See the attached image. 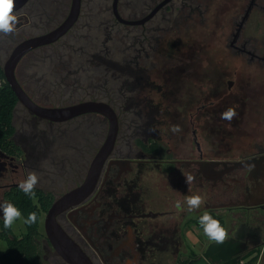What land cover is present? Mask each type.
Wrapping results in <instances>:
<instances>
[{"label":"flooded vegetation","instance_id":"1","mask_svg":"<svg viewBox=\"0 0 264 264\" xmlns=\"http://www.w3.org/2000/svg\"><path fill=\"white\" fill-rule=\"evenodd\" d=\"M258 7L264 10V0L260 4L254 1L250 15ZM17 16L20 22L16 27L29 21L25 15ZM247 20L239 32L241 21L236 24L232 44L225 46V50H228L225 57L232 62L220 69L216 78L213 76L215 93H210L211 81L207 77L202 83L203 94L195 95L193 85L198 81L191 77V71H187V68L192 67L193 50L202 59L207 58L209 54L205 47L190 46L186 49L185 56L189 60L187 68H146L149 55L144 47L135 55H128L124 68L130 71L129 76L138 77L133 80L137 92L129 88V92L136 95L126 96L124 116L128 113L137 116L132 121L138 128L137 151L135 146L130 147L129 152L134 154L124 156L117 153L116 143L96 189L83 202L57 216V222L93 264H264V86L261 88L256 83V89L253 86L249 91L243 88L238 64L239 60L247 57L248 66L257 64L264 70V39L252 46V38L240 41ZM172 50L178 51L179 47L173 46ZM131 65L135 66L132 71L129 70ZM206 74L209 75L208 72ZM182 77H186L185 82L189 86L185 97L181 94ZM85 101L103 100L92 98ZM136 104L139 109H134ZM67 105L72 104L63 106ZM229 107H234L237 112L230 122L221 119V113ZM93 115L106 119L100 114ZM117 116L119 120L118 113ZM30 117L25 120L28 132L19 134L16 131L14 135L15 144L21 153L11 154L0 149V204L11 203L7 195L15 188L20 190L18 184L30 172L47 171L46 174L51 177L38 176L39 183L35 188V192L43 193L45 197L31 196L41 211L38 236L33 241L37 244L38 263L70 264L51 244L46 231V219L54 202L84 180H78L66 190H54L57 177L62 181L74 179H70L74 170L67 167L63 155L61 157L64 160H60L54 148L76 149L74 142L78 133L77 128L55 125L68 124L77 118L52 122L32 113ZM43 121L48 126L40 129L38 123ZM174 125L182 130L173 133L171 129ZM73 135L74 141L71 142ZM44 162L50 163L48 170H44ZM149 171L166 177L175 193L179 190L192 192L196 187L198 194L206 195V211L214 219L223 221L221 225L228 233L226 240L218 244L208 239L200 252L195 250L196 246H191L195 242H186L181 229L190 230V225L203 213L188 219L181 228L177 223L155 221L170 211L148 210L141 181ZM189 175L194 177L191 184L187 182ZM45 204H48L47 210H44ZM20 212L22 218L6 229L3 212L0 211V256L9 251L6 235L16 241L27 238L28 226L23 222V212ZM196 225L201 227L199 221ZM163 253L169 255V260L161 256ZM0 264L3 262L0 261Z\"/></svg>","mask_w":264,"mask_h":264},{"label":"rangeland","instance_id":"2","mask_svg":"<svg viewBox=\"0 0 264 264\" xmlns=\"http://www.w3.org/2000/svg\"><path fill=\"white\" fill-rule=\"evenodd\" d=\"M113 1L83 0L80 18L69 33L57 42L42 46L27 54L19 64L16 75L27 93L40 104L60 107L64 104L79 103L92 98L109 102L120 117L117 153L132 156L134 153H130L129 148L135 146L137 151L135 144L139 138L136 123L132 122L137 116L134 117L133 114L128 113L125 117L124 110L127 105L126 96L136 95L134 92L130 93L129 88L137 92V85L133 84L135 82L133 80L138 76H129L130 71L124 68L125 60L129 58L128 55L133 56L141 50V47H144L146 54L149 55L146 68L152 66H156L159 70L187 68L189 60L185 56L186 49L190 46L203 45L205 49H208L209 55L206 59H202V56L193 50L192 67L187 68V71H191V77L198 81L197 84L193 82L195 95L203 94L202 83H205L203 79L207 77L211 81L210 93H215L213 76L216 78L220 69L226 68L225 66L232 62L225 57L228 55L225 46L232 44L236 24L242 21L250 0H203L202 2L208 7V13H205L206 7L204 6L201 7L203 12L200 9L192 15H186V10L190 6L188 3L192 2L191 0H173L155 17L142 25H126L119 22L113 14ZM196 2L201 4L200 0ZM257 2L260 4L261 0ZM150 3L152 0H120V14L126 19H139L154 8V3ZM70 7L71 0H30L29 5L16 13L20 16L25 15L29 21L16 27L13 34L0 36L2 66L5 65L19 42L29 37L42 35L55 28L67 17ZM248 38H252L251 46L253 43L259 44L264 39V10L261 7L255 8L251 13L241 33L240 41ZM177 41H183L179 50L171 51L172 43L176 44ZM245 58L243 57L238 62L239 76L244 78L240 82L241 86L243 85V88L247 90L252 86L256 89L255 84L259 83L258 85L262 88L264 70L257 64L248 66L249 60ZM134 67L131 65L129 70L132 71ZM207 72L209 75L206 74ZM182 78L181 94L185 97L189 86L185 82L186 77ZM135 102H137L136 99ZM137 106L136 104L134 109ZM30 116L28 109L19 103L14 117V125L19 134L28 132L29 128L25 120L31 119ZM38 126L42 129L48 124L43 121L39 122ZM55 126L77 128L78 132L76 142H74L76 149L54 148L60 160H64L61 157L63 155L67 167L74 170L70 176L71 180L74 177L72 181H62L60 177H57V186L54 185V190L59 192L85 178L92 159L106 139L109 123L103 117L86 114L72 120L71 123H57ZM74 136L71 137V142L74 141ZM43 166L44 170H48L50 163L44 162ZM34 172L39 177L47 175V171ZM166 180V177H160L159 173L152 171L142 177V195L148 203V210L170 211L162 214L155 221L177 223L181 228L188 219H194L198 214L206 211V195H201L204 198V204L199 209L192 212L187 210L185 197L200 195L196 190L198 188L195 187L192 192L179 190L175 193L170 186V181ZM179 182H177L178 186ZM171 183L174 184V182ZM170 200L172 201L168 204ZM177 202H180V208L176 207ZM148 222L151 221L148 220ZM194 223L197 224V222ZM195 224L190 225L188 228L190 230L183 228L181 232H184L186 242L196 243L191 246H196L195 250L200 252L209 238L204 234L203 228ZM156 255L159 256V253ZM161 256L169 260L167 253Z\"/></svg>","mask_w":264,"mask_h":264},{"label":"water","instance_id":"3","mask_svg":"<svg viewBox=\"0 0 264 264\" xmlns=\"http://www.w3.org/2000/svg\"><path fill=\"white\" fill-rule=\"evenodd\" d=\"M30 0H15V13L23 9ZM173 0H161L148 14L136 20L124 18L119 11L120 0L112 4L115 18L126 25H142L151 20L155 15ZM255 0H251L249 7L239 24L238 32L248 19ZM83 0H71V7L67 17L55 28L42 35L33 36L19 42L13 49L8 60L3 66L4 75L19 103L23 104L29 112L43 120L52 122H66L86 114L103 115L109 123L105 141L98 149L88 168L83 182L73 190L61 196L50 208L46 219L48 237L58 254L70 264H93L74 240L68 236L57 222V216L83 202L97 187L105 165L112 155L119 134V120L115 109L104 101H83L67 106H43L37 103L21 86L16 72L21 61L31 51L57 42L74 27L80 18ZM115 162V161H112Z\"/></svg>","mask_w":264,"mask_h":264},{"label":"trees","instance_id":"4","mask_svg":"<svg viewBox=\"0 0 264 264\" xmlns=\"http://www.w3.org/2000/svg\"><path fill=\"white\" fill-rule=\"evenodd\" d=\"M161 0H152L154 3V7ZM192 2L188 3L189 6L186 10V15H192L196 12H199L200 9L203 12L202 8L205 6V13H208V7L201 1V4H198L197 0H191ZM150 3V4H152ZM203 4V5H202ZM29 5V3L27 4ZM202 7V8H201ZM120 11V10H119ZM210 12V11H209ZM176 44L172 43L173 46H180L183 41H177ZM192 45V44H191ZM203 47V45H201ZM189 47V46H188ZM0 149L5 152H9L11 154H16L17 152L21 153V149L15 144L14 135L17 131L14 125V117L15 111L19 104L18 98L14 91L12 90L10 84L7 82L3 66L0 63ZM24 87V86H23ZM140 107L137 106L136 109ZM141 144V143H140ZM35 195L45 197L43 193L35 192ZM7 197L11 200V204H13L16 208H19L25 217H28V214L31 212L37 213V222L32 225H28V235L27 238L23 241H16L11 239L10 237L6 238L9 243V251L2 256H0V261L3 264H39L38 255H37V244H34V238L38 236V221L41 215L40 209L33 203L32 197L30 195H26L24 192L18 189H13L9 192ZM46 199V198H45ZM48 204L44 205V210H47ZM199 219L194 220V222H198ZM221 224H223L222 220H219ZM5 232V230H3ZM3 235V236H5ZM33 243V244H32ZM32 244V246H31ZM248 264H254V262H250Z\"/></svg>","mask_w":264,"mask_h":264},{"label":"clouds","instance_id":"5","mask_svg":"<svg viewBox=\"0 0 264 264\" xmlns=\"http://www.w3.org/2000/svg\"><path fill=\"white\" fill-rule=\"evenodd\" d=\"M19 18L15 14V0H0V36H8L16 31V26L19 24ZM237 115L234 107H229L221 113V119L231 121ZM182 129L178 125H174L171 129L173 133H179ZM194 177L189 175L187 182L191 183ZM39 183V177L35 172H30L27 178L18 184L19 189L26 195L34 196L35 188ZM187 210L192 212L197 210L204 204V198L201 195H191L185 197ZM176 207L180 208V202L176 203ZM0 211L3 212L4 227L11 228L14 222L22 218V213L13 204L5 202L0 204ZM25 224L32 225L37 222V213L31 212L23 221ZM199 223L203 228L204 234L209 240L218 244H222L227 238V230L221 225L220 221L214 219L212 215L205 211L199 218Z\"/></svg>","mask_w":264,"mask_h":264},{"label":"built area","instance_id":"6","mask_svg":"<svg viewBox=\"0 0 264 264\" xmlns=\"http://www.w3.org/2000/svg\"><path fill=\"white\" fill-rule=\"evenodd\" d=\"M0 84H1V81H0Z\"/></svg>","mask_w":264,"mask_h":264},{"label":"crops","instance_id":"7","mask_svg":"<svg viewBox=\"0 0 264 264\" xmlns=\"http://www.w3.org/2000/svg\"><path fill=\"white\" fill-rule=\"evenodd\" d=\"M193 224H195V223H193ZM196 225V224H195Z\"/></svg>","mask_w":264,"mask_h":264}]
</instances>
